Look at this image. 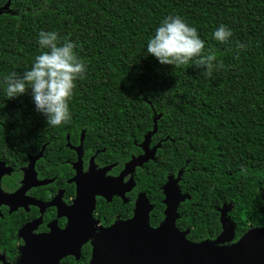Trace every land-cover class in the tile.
Returning a JSON list of instances; mask_svg holds the SVG:
<instances>
[{
    "label": "trees",
    "instance_id": "obj_1",
    "mask_svg": "<svg viewBox=\"0 0 264 264\" xmlns=\"http://www.w3.org/2000/svg\"><path fill=\"white\" fill-rule=\"evenodd\" d=\"M169 15L195 27L204 52L215 51L224 68L208 76L194 61L177 68L148 54V40ZM220 24L232 31L228 43L213 38ZM40 31L75 43L86 64L62 131L86 127L92 147L104 145L98 158L116 163L114 171L141 152L139 143L160 114L150 144L161 146L137 173L139 188L155 205L152 225L163 217L160 187L179 170L180 188L191 199L180 204L176 226L190 227L189 239L219 232L222 203L232 204L236 236L248 222L264 225V0H0V80L29 70L45 51ZM237 43L246 48L237 51ZM30 93L10 99L0 83L3 126L23 125L28 112L37 115ZM87 256L86 247L83 263Z\"/></svg>",
    "mask_w": 264,
    "mask_h": 264
},
{
    "label": "flooded vegetation",
    "instance_id": "obj_2",
    "mask_svg": "<svg viewBox=\"0 0 264 264\" xmlns=\"http://www.w3.org/2000/svg\"><path fill=\"white\" fill-rule=\"evenodd\" d=\"M36 113L35 116L34 112H28L24 118L25 123L21 126H3L0 121V264H18L21 250L29 237L62 231L68 226L69 219L73 215L69 208L77 197V182L74 180L76 175L88 173L86 180L92 184L94 180L92 166L99 170L112 165L105 172V176L117 177L124 169L125 163L133 156L131 155L120 169L114 171L116 163H104V157L98 158L99 154L105 151L104 145L101 148H93L88 140L91 134L86 127L76 126L72 127V132L69 129L62 131L61 126L43 125V114ZM85 114V122L91 123V112L86 111ZM154 145L150 144V147ZM151 160L155 161V157ZM144 164L136 166L133 172L124 176L122 187L118 189L117 193L111 195L110 200L104 196V188L103 194L95 195L92 215L96 234L100 233L101 229L112 226L115 222L133 217L136 200L141 193L145 194L152 205L149 212V224L155 227L164 220L166 206L163 203L162 187L168 177L173 175H167L160 187L163 195L161 199L164 206L163 217L156 225H152L150 217L155 205L148 194L141 190L137 184L138 170ZM181 171L182 177L183 170ZM177 173L173 177H176ZM102 177L104 179V173ZM129 180L131 185H127L129 188H125V184ZM181 193L189 196L181 203L191 199L190 193L182 192V190ZM261 198L264 200V193ZM224 204H231V202L222 203L216 208L219 223L220 209ZM231 209L232 204L227 216L234 224V235L232 240L225 244L235 242L250 228L264 227V225L255 226L248 222L247 229L236 236V223L229 214ZM84 220L85 218H83ZM180 230L187 231L186 237L190 233V227ZM221 230L222 227L212 238L192 240L187 237V239L193 242H201L206 239L215 240ZM92 240L93 238L90 237L81 245L78 259L74 254H67L63 256L60 263L88 264L92 253ZM86 247L88 256L83 263V249Z\"/></svg>",
    "mask_w": 264,
    "mask_h": 264
},
{
    "label": "water",
    "instance_id": "obj_3",
    "mask_svg": "<svg viewBox=\"0 0 264 264\" xmlns=\"http://www.w3.org/2000/svg\"><path fill=\"white\" fill-rule=\"evenodd\" d=\"M159 117L160 114L154 115L152 129L139 143L142 153L133 155L119 176H105L112 165L99 170L92 166V184L86 180L88 173L75 176L77 197L69 208L73 215L68 226L62 231L29 237L18 264H61L60 260L67 254H74L78 259L81 245L90 237L93 240L88 264H264V227L250 228L235 242L225 244L234 235V224L227 216L231 204H224L220 209L222 230L215 240L193 242L187 239V231L180 230L175 223L180 203L189 197L181 193L178 185L181 170L176 177L169 176L162 187L166 208L164 220L159 225L149 224L152 205L141 193L133 217L95 233L92 215L95 195L103 194L104 188V196L110 200L111 195L122 187L124 176L133 172L136 166L154 159L161 142L150 147V140L157 131ZM125 185L129 188L127 185H131V181Z\"/></svg>",
    "mask_w": 264,
    "mask_h": 264
},
{
    "label": "clouds",
    "instance_id": "obj_4",
    "mask_svg": "<svg viewBox=\"0 0 264 264\" xmlns=\"http://www.w3.org/2000/svg\"><path fill=\"white\" fill-rule=\"evenodd\" d=\"M212 35L224 44L233 34L226 25L220 24ZM38 45L45 51L35 56L30 69L5 75L0 83L10 99L31 89L35 110L46 117L48 126L59 127L71 120L69 101L76 81L86 78V64L74 51L76 44L68 39L61 42L56 31H40ZM236 47L239 51L246 45L237 43ZM204 48L205 42L197 29L179 15L166 16L147 42V53L160 64L179 68L194 61L196 68L206 69V75L211 76L214 69H222L224 64L217 62L215 51L205 53Z\"/></svg>",
    "mask_w": 264,
    "mask_h": 264
}]
</instances>
